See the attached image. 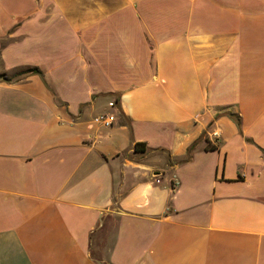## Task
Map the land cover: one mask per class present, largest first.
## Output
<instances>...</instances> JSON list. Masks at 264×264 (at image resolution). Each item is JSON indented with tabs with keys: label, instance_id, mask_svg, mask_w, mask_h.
<instances>
[{
	"label": "crops",
	"instance_id": "1",
	"mask_svg": "<svg viewBox=\"0 0 264 264\" xmlns=\"http://www.w3.org/2000/svg\"><path fill=\"white\" fill-rule=\"evenodd\" d=\"M0 264H264V0H0Z\"/></svg>",
	"mask_w": 264,
	"mask_h": 264
},
{
	"label": "built area",
	"instance_id": "2",
	"mask_svg": "<svg viewBox=\"0 0 264 264\" xmlns=\"http://www.w3.org/2000/svg\"><path fill=\"white\" fill-rule=\"evenodd\" d=\"M93 122L94 124L102 126L104 128H111L116 122V116L112 114H101L95 117ZM212 138L218 141L220 138V133L218 131H215L214 133H212Z\"/></svg>",
	"mask_w": 264,
	"mask_h": 264
},
{
	"label": "trees",
	"instance_id": "3",
	"mask_svg": "<svg viewBox=\"0 0 264 264\" xmlns=\"http://www.w3.org/2000/svg\"><path fill=\"white\" fill-rule=\"evenodd\" d=\"M28 72H30L32 74H38V75L40 74L39 71H36V70H30ZM229 116L232 117L233 119H235L239 126L241 125V120H240V118L238 116H235V115H232V114H229ZM192 149H193V147H192ZM192 149H190V154H191V150ZM190 159H191V155H188V158L185 161H183V162L187 163V162L190 161Z\"/></svg>",
	"mask_w": 264,
	"mask_h": 264
}]
</instances>
